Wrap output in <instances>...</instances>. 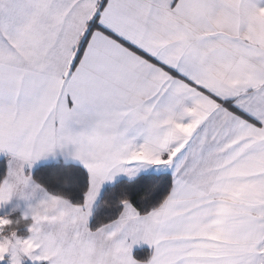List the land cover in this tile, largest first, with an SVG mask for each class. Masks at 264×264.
I'll return each mask as SVG.
<instances>
[{"label": "snow or ice", "instance_id": "snow-or-ice-1", "mask_svg": "<svg viewBox=\"0 0 264 264\" xmlns=\"http://www.w3.org/2000/svg\"><path fill=\"white\" fill-rule=\"evenodd\" d=\"M0 264H264V0H0Z\"/></svg>", "mask_w": 264, "mask_h": 264}]
</instances>
